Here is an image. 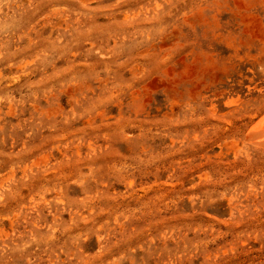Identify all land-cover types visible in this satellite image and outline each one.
Segmentation results:
<instances>
[{
	"label": "rangeland",
	"instance_id": "374dc122",
	"mask_svg": "<svg viewBox=\"0 0 264 264\" xmlns=\"http://www.w3.org/2000/svg\"><path fill=\"white\" fill-rule=\"evenodd\" d=\"M263 114L264 0H0V264H264Z\"/></svg>",
	"mask_w": 264,
	"mask_h": 264
},
{
	"label": "bare ground",
	"instance_id": "6f19581e",
	"mask_svg": "<svg viewBox=\"0 0 264 264\" xmlns=\"http://www.w3.org/2000/svg\"><path fill=\"white\" fill-rule=\"evenodd\" d=\"M252 128L254 130L261 131V136L264 138V114L256 122H254V124H252Z\"/></svg>",
	"mask_w": 264,
	"mask_h": 264
}]
</instances>
